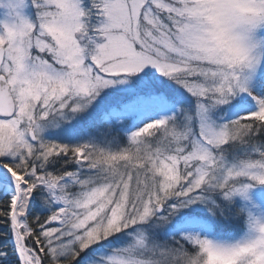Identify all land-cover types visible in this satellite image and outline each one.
<instances>
[{
    "label": "snow or ice",
    "instance_id": "snow-or-ice-1",
    "mask_svg": "<svg viewBox=\"0 0 264 264\" xmlns=\"http://www.w3.org/2000/svg\"><path fill=\"white\" fill-rule=\"evenodd\" d=\"M0 264H264V0H0Z\"/></svg>",
    "mask_w": 264,
    "mask_h": 264
}]
</instances>
